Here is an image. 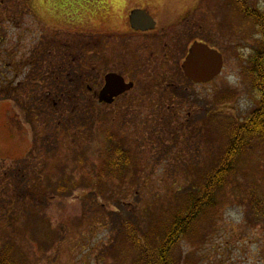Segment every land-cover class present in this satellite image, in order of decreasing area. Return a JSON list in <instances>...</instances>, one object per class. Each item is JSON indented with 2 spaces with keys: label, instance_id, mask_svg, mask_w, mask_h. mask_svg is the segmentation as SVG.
Here are the masks:
<instances>
[{
  "label": "rangeland",
  "instance_id": "obj_1",
  "mask_svg": "<svg viewBox=\"0 0 264 264\" xmlns=\"http://www.w3.org/2000/svg\"><path fill=\"white\" fill-rule=\"evenodd\" d=\"M38 1L0 0V249L9 240L18 264H138L140 249L125 225L155 239L153 231L186 208L187 191L216 163L230 126L254 109L245 71L260 47L257 28H246L248 38L203 28L224 57L221 75L205 86L152 93L146 106L92 107L89 117L81 108L75 121L57 108L40 107L37 115L30 102L26 119L20 105H6L4 79L10 51L37 54ZM209 5L227 21V7ZM104 132L131 150V171L123 184L95 189L85 174L99 161ZM252 143L216 190L215 205L175 244L174 264H264V142Z\"/></svg>",
  "mask_w": 264,
  "mask_h": 264
},
{
  "label": "flooded vegetation",
  "instance_id": "obj_2",
  "mask_svg": "<svg viewBox=\"0 0 264 264\" xmlns=\"http://www.w3.org/2000/svg\"><path fill=\"white\" fill-rule=\"evenodd\" d=\"M168 2L39 0L37 54L29 59L27 51L8 53L6 105H20L26 119L30 102L37 115L45 107L62 109L69 121H75L81 108L89 117L92 107L134 102L146 106L152 93H169L182 84L205 86L221 75L224 57L204 35L206 25H213L219 38H248L252 35L246 28L252 27L257 28L252 38L260 47L246 58L245 79L254 92L249 99L254 109L245 120L258 119L251 123L259 131L252 136L249 122L246 147L254 140L264 142V0ZM212 2L227 7V21L217 17ZM8 21L16 19L10 16ZM194 43L207 45L222 59L220 72L206 82L192 81L183 69ZM2 245L0 253L10 249L9 240Z\"/></svg>",
  "mask_w": 264,
  "mask_h": 264
},
{
  "label": "trees",
  "instance_id": "obj_3",
  "mask_svg": "<svg viewBox=\"0 0 264 264\" xmlns=\"http://www.w3.org/2000/svg\"><path fill=\"white\" fill-rule=\"evenodd\" d=\"M256 121L258 119L252 121L249 119L230 126L228 143L219 154L216 163L208 171L209 173L203 175L198 185L187 191L186 208L174 215L163 228L157 227L153 231L155 239H149L148 236L142 239L136 236V227L125 225L127 238L140 249L139 258L136 260L138 264H174L171 253L175 244L180 237L191 234L192 226L206 214V209L215 205L216 190L221 188L227 177L237 170L239 157L246 148L248 140L246 134L250 131L247 125ZM252 125L254 127V123ZM195 131H200L201 134V128ZM251 131L252 136H255L259 130L254 127ZM98 149H100L99 161L85 174L86 184L100 189L107 182L121 185L129 180L127 174L131 171L132 152L124 146L122 140L113 132H104L99 138ZM63 187V185L59 186L60 190L64 191ZM0 264H18L12 260L11 249L8 247H4L0 253Z\"/></svg>",
  "mask_w": 264,
  "mask_h": 264
},
{
  "label": "water",
  "instance_id": "obj_4",
  "mask_svg": "<svg viewBox=\"0 0 264 264\" xmlns=\"http://www.w3.org/2000/svg\"><path fill=\"white\" fill-rule=\"evenodd\" d=\"M1 41V39H0ZM222 66L220 54L207 45L194 43L183 65L186 76L194 82H206L217 75Z\"/></svg>",
  "mask_w": 264,
  "mask_h": 264
}]
</instances>
